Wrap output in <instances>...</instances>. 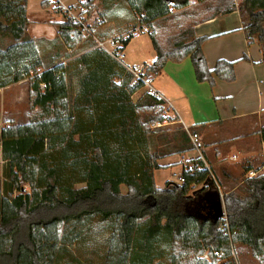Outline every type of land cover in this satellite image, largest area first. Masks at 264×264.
<instances>
[{
  "label": "trees",
  "instance_id": "1",
  "mask_svg": "<svg viewBox=\"0 0 264 264\" xmlns=\"http://www.w3.org/2000/svg\"><path fill=\"white\" fill-rule=\"evenodd\" d=\"M28 1L0 0V37L10 40L0 46V88L28 79L31 108L28 121L0 124V264H92L70 250L86 240L88 222L109 228L100 264H163L165 258L168 264H237L235 244L248 246L264 263V173L245 177L222 200L223 180L196 158L182 170L184 182L157 187L154 172L165 168L159 160L195 150L191 136L197 132L164 125L174 120L165 115V100L150 91L133 101L143 82L131 85L132 75L91 33L83 35L80 22H59L58 36L70 49L90 48L75 61L48 62L28 33ZM79 1L92 7L93 0ZM126 2L150 29L172 7L190 4ZM200 3L212 16L238 10L248 41L257 38L264 53V0ZM150 37L157 54L151 74L169 60L189 57L198 82L214 87L216 77L236 78L235 61L219 59L210 68L202 48L209 37L196 36L193 27L167 44L154 31ZM132 38L121 41L120 51ZM258 133L264 140V125ZM214 249L224 252L221 261L201 257Z\"/></svg>",
  "mask_w": 264,
  "mask_h": 264
},
{
  "label": "crops",
  "instance_id": "2",
  "mask_svg": "<svg viewBox=\"0 0 264 264\" xmlns=\"http://www.w3.org/2000/svg\"><path fill=\"white\" fill-rule=\"evenodd\" d=\"M52 1L55 2L56 0ZM63 1L66 3L65 0ZM77 1L75 0L74 3ZM195 4L197 5V3ZM51 6L52 8L55 7L54 4ZM191 8H193V2L191 3L190 0L189 5L182 8L175 7L172 12L183 14ZM199 9L200 11L196 9L197 12H200L199 17H197V13H194V17H183L184 21L191 22L196 36L209 37L203 43L202 48L210 68L213 69L219 59L235 61L236 78L234 81L228 82L216 77V85L211 87L207 82H198L193 69V76L196 81L194 83L190 77L191 69L188 65L168 62L155 77H159L160 80L167 77L175 83L176 90L173 101H179L178 106L167 99L169 93H167L168 89L165 84L163 87L166 88L167 96L163 92H159L163 93L165 102L168 101V106L172 105L169 109L172 114L177 116L174 124L180 122L187 130L189 126L186 124V120L190 124L197 125L195 131L202 143L201 152L206 163L212 167L215 173L220 176L222 173H235L234 170L239 168L236 166L238 163L242 168L240 169L249 176L252 173L249 174L248 172L255 171L256 163L258 164L257 167L264 164V140L258 133L264 125V53L257 38L252 43L248 41L243 20L238 10L229 14L212 16L201 6ZM29 12L28 1V18ZM172 12L165 18H169ZM57 13L59 17H63L59 12ZM34 38L37 41V37ZM5 39L8 41L7 38L0 37V46L8 44V42L5 43ZM129 45L130 43L126 47ZM244 55H247L246 59H242ZM156 56V51L153 49L150 53L151 63L149 65L154 62ZM146 62L138 61L132 65ZM28 93V79L0 88L1 126L6 125L8 120H15L13 116L8 117V119L4 118V114L19 112L21 96L27 97ZM206 93H210V96L203 98L202 94L205 95ZM200 96L203 100L202 104L208 99L213 103L214 108H203L199 104L197 105V102H200ZM7 102L10 103V107L5 104ZM199 154V151L192 150L183 154L164 157L159 160V163L165 165V168L162 169L180 168L179 173H181L186 166H191L193 159L199 158ZM0 162L2 163L0 168L2 175L4 163L1 147ZM221 179L223 182L226 181L223 177Z\"/></svg>",
  "mask_w": 264,
  "mask_h": 264
},
{
  "label": "rangeland",
  "instance_id": "3",
  "mask_svg": "<svg viewBox=\"0 0 264 264\" xmlns=\"http://www.w3.org/2000/svg\"><path fill=\"white\" fill-rule=\"evenodd\" d=\"M43 0H29V27H28V33L33 36L37 37V44L38 49L40 53L45 56V59L50 62L51 60H55L58 63H69L72 61H75L85 51H87L90 46L87 45V43L82 47H76L73 49L68 48L59 38L58 36V23L67 19V17H59L58 11H55L54 7L52 6L44 8L42 7L41 3ZM67 4H72L75 2V0H65ZM193 2V8L191 10L184 12L183 14L179 12H172L175 7H172L171 12L172 15L169 16V18H165L161 21L155 22L152 29H150L149 32H143L142 30L139 33V36L133 37L131 41L129 42L130 45L126 47L123 51L124 54V61L128 65H132L134 62L138 61H147L146 64L151 63L150 60V53L153 51L154 47L152 45L150 33L154 31L157 39L160 42H163L164 44L168 43V39L171 35L176 34L177 32L188 29L191 26V22L184 21L183 17H194L193 14L197 13V17L200 16L199 6H202L200 3H198V0H191V3ZM239 2V0H238ZM197 3V5L195 4ZM77 7H81L79 2H76L72 4ZM84 6V5H83ZM173 6V5H172ZM85 7V6H84ZM84 12L86 13L87 17L82 18V21L84 25H89L91 30L94 32V35L97 36L98 42L92 36V38L97 42L99 47L103 46L106 48H111L110 43L112 40H119V45L122 44L121 41L123 39H126L129 35H132V31L141 29L145 25L144 22L141 21L140 17H144L143 15L134 12L130 9L128 6L126 0H93L92 7L86 6ZM57 19H60L59 21ZM57 20V21H55ZM83 33V32H82ZM83 35L88 36V32H84ZM107 37V38H106ZM5 39V43H9ZM100 43H103L102 45ZM4 44V43H3ZM2 44V45H3ZM1 45V44H0ZM106 45V46H105ZM155 51V49H154ZM170 63H176L174 61H167L166 64ZM184 64L188 65L189 69H191L190 77L193 79L192 81L196 83L195 78L193 76V65L191 59L188 57L185 60H183L180 63L176 64ZM141 64V63H140ZM165 64V65H166ZM133 65H139V64H133ZM165 67V66H164ZM163 67V68H164ZM148 76L151 78V84L152 86L160 92H163L166 96V92L169 93L167 96L168 100H171V102L174 100L173 96L175 95V83L171 82L167 77L160 80L159 77H155V74L148 73ZM189 77V78H190ZM163 84L167 86L166 88L163 87ZM76 86V84L74 83ZM175 85V86H174ZM196 85V84H195ZM210 85V84H209ZM211 86V85H210ZM212 87V86H211ZM149 91V88L146 86H143L137 93H135L132 96L133 101H137L138 98L145 92ZM162 93V94H163ZM203 98L209 97L210 93H206L205 95L202 94ZM21 106L20 111L14 114H10L9 112L4 114V118L8 117H14V121H27L30 119L31 116V108L29 104V93L27 97L21 96ZM202 99L200 96V102H197V105L199 104L200 107L203 108H214L213 103L205 100V103L202 104ZM168 102V101H167ZM165 102L163 105V108L165 110V115L167 117H170V119L174 121H166L164 125H168L171 128H174L175 126H182L184 127L180 122L177 124H174L176 122V115L172 114L169 106ZM174 102V103H173ZM172 103L175 106H178L177 101H173ZM180 103L183 104V102L180 101ZM7 104V107H10V103ZM203 105V106H202ZM11 109V108H7ZM36 110V109H35ZM8 111V110H7ZM11 115V116H10ZM179 121V120H177ZM186 124L189 126L190 130H195L197 125L194 123L190 124L189 121H185ZM185 128V127H184ZM255 147V145H254ZM264 163V160H263ZM2 163L0 162V168ZM257 163L255 164V168L253 172H248L249 174H253V176L259 175L264 173V164L257 167ZM238 170H234L235 173H225V179L226 181L221 182L222 175L220 176L218 173H216L218 180L223 183L220 184V192L222 195L230 191L232 189H236L241 185V182L245 177H248L246 173H244L240 167V165L236 164ZM241 168V169H240ZM180 168L176 169H161L157 170L155 172V182L157 187L162 188L165 186V183L167 180L181 183L180 182ZM215 172V171H214ZM247 173V174H248ZM252 175V174H251ZM249 177H252L249 175ZM3 177L0 173V184ZM218 181V182H219ZM79 185V184H78ZM200 186H196L195 188H199ZM238 189V188H237ZM122 191L125 193L127 192V187L122 186ZM224 211L226 213V209L224 206ZM82 235H87L86 240L84 239V242H80L78 245H72L70 250L76 255L80 256V258L84 261L90 260L92 264H100L101 258L100 255L104 251V245H105V238L108 234L109 228L106 225H99L98 223H86L82 227ZM233 251L236 255V263L237 264H264L261 262L258 258L253 256L251 249L243 244H235ZM163 264H168L169 260L168 258H165L162 260Z\"/></svg>",
  "mask_w": 264,
  "mask_h": 264
},
{
  "label": "built area",
  "instance_id": "4",
  "mask_svg": "<svg viewBox=\"0 0 264 264\" xmlns=\"http://www.w3.org/2000/svg\"><path fill=\"white\" fill-rule=\"evenodd\" d=\"M77 2H79L80 5L82 4L79 0ZM53 3L55 5V7H57V9L59 10V13L63 17H67V19H71L73 21L82 23V32L83 33L88 32V34L91 33L94 36V38L96 39V41L97 42L99 41L97 36H95L92 33V30L89 27V25H84V23L82 21V18L87 17L86 13L84 12L85 7L83 6V4L81 5V7L79 6V7L75 8L74 5L67 4L63 0H56L55 2L53 1ZM141 30L143 32H149L150 28L147 25H145L141 29H137V30L132 31V35H129V36L136 37L139 35ZM119 42H120L119 40H112L110 43L111 48H108V47L105 48L104 46H103V48L105 50H107L111 55H113L123 65V67L125 68V73L132 75V80H131L130 84L134 85V84H137L138 82H143L144 86L148 87L149 91L151 93L157 95L159 98L164 99L163 95L159 91H157L151 84V78L148 76V73H150L149 72L150 65L146 64V63H141L139 65H128L124 61L123 51H120V47L122 46V44L119 45ZM100 44L102 45L103 43H100ZM122 80H123L122 78L116 79L117 84L120 85L122 83ZM169 107H172V105H169ZM191 139H192V142L195 146V150L200 152L199 158H201V160L205 163V165L207 167H209V165L206 163L204 156L201 152L202 143L200 142L199 138L197 136H191ZM192 166H193V164L191 161V166H186L185 168L190 169V168H192ZM253 174H255V173H252V175H250V176H253ZM179 179H180L181 183L185 181V179L181 176L179 177ZM218 187H219V191H220V189H221L220 185H218ZM220 194H221V198L223 200V195L221 192H220ZM226 227L228 228V230H226L225 233L231 236V233H230L229 227H228V223L226 224ZM212 255H214L217 259H219L221 261L223 256H224V252L221 250H216V249H214L212 251L207 250L201 255V257L205 260L211 261ZM233 256L236 258L234 251H233Z\"/></svg>",
  "mask_w": 264,
  "mask_h": 264
}]
</instances>
